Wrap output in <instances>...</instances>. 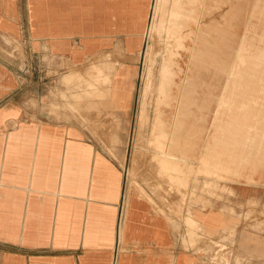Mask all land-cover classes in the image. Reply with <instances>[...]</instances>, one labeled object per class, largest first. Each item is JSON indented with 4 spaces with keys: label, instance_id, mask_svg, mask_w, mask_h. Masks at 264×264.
Segmentation results:
<instances>
[{
    "label": "crops",
    "instance_id": "crops-1",
    "mask_svg": "<svg viewBox=\"0 0 264 264\" xmlns=\"http://www.w3.org/2000/svg\"><path fill=\"white\" fill-rule=\"evenodd\" d=\"M160 1L159 10L164 0ZM197 2L199 14L204 9L209 15L215 0ZM152 4L153 0H0V264H218L215 242L236 226L242 213L264 208V173L253 182L234 184V195L226 202L195 205L185 215L171 211L151 189L145 188L146 195L130 185L116 252L125 171L103 146H122L134 124ZM191 25L188 34L180 32L178 38L186 67L177 55L176 67L169 68V83L161 85V93L156 88L157 97L164 92L165 105L176 108L168 118L172 127H180L179 121L196 122L194 115H183L187 105L192 110L211 103L196 92L208 86L205 75L214 73L207 63L214 57L207 26L215 22L197 19ZM246 33L235 30V44L227 41L234 50L226 52V57H233L226 62L223 93L256 87L238 85L246 74L256 81L254 69L235 64ZM219 36H214L217 43ZM7 37L13 40L10 46ZM6 49H13V55ZM199 65L200 76L195 74ZM91 66L109 74L96 90L102 97L92 99L91 105L76 102L62 84L66 98L50 93L57 81L47 73L50 69L64 71L63 77ZM76 92L80 91L72 90ZM220 101L217 98L210 123ZM173 136L166 133L168 140ZM150 176L156 178L152 168ZM255 218L256 224L263 221ZM240 227V264H249L247 259L264 264V231ZM228 259L234 264L233 254Z\"/></svg>",
    "mask_w": 264,
    "mask_h": 264
},
{
    "label": "rangeland",
    "instance_id": "rangeland-1",
    "mask_svg": "<svg viewBox=\"0 0 264 264\" xmlns=\"http://www.w3.org/2000/svg\"><path fill=\"white\" fill-rule=\"evenodd\" d=\"M155 1L141 52L134 124L122 146L104 145L103 148L118 159L124 171L128 170L131 187L145 194V188L151 189L171 211L185 215V211L190 213L195 205L207 207L214 200L226 202L234 195V184L253 182L254 176L264 173V86L261 87L264 83V0H215L210 16L206 15L204 9L199 14L197 0H164L159 12H156ZM211 18L215 26H207V35L212 41L210 45L214 57L207 63L214 73L205 75L208 86L196 92L198 97L208 98L211 103L209 106H196L192 110L189 108L191 105H187L183 115H194L196 122L190 124L179 121L180 127H172L168 118L175 113L176 108L165 104L160 107V99L157 101L154 94L153 101L149 98V103H144V91L149 92L148 85L153 81L160 91L165 73L177 65V55L183 67H186L187 56L183 54L182 43L178 41L180 32L188 34L192 28L191 22L198 19L200 23H206ZM238 19L240 22L236 25ZM244 21H249V25L245 26ZM235 30L240 35L244 30L247 32L236 53L238 58L235 64L243 68L247 64V67L254 69L255 75L252 77L256 78L254 81L247 74L243 75L238 85L255 84L256 87L226 90L223 93L226 62L230 61V56L233 57H226V52L234 50L229 44H235ZM216 33L220 34L219 40L224 41L222 46L220 41L217 43L215 40ZM6 40L8 46L13 44V40L8 37ZM188 42L190 39H187ZM5 51L7 55H13V49ZM63 72L58 68L47 72L57 79L49 88L54 98L67 97L59 87L61 84L71 91L70 96L76 102L91 105L92 99L102 97L96 90L109 75L102 67L91 66L83 72L70 71L62 77ZM233 75L231 73V78ZM72 90L80 92L72 93ZM217 98L222 101L217 103L218 112L212 124L210 122ZM103 105L106 106L105 101ZM157 115L163 121L158 120ZM170 131L174 134L172 140L166 137ZM238 135H247L249 138L237 140L234 137ZM151 168L156 178L150 176ZM250 205L249 208H252L255 203ZM239 217L236 226L225 231L214 244V259L218 264H230V253L234 255V264L241 263L238 240L241 225L242 229L247 226L248 229L264 231V208L257 213L248 209ZM255 217L263 221L256 224ZM191 227L192 230L196 228L194 225ZM247 263L250 264L249 259Z\"/></svg>",
    "mask_w": 264,
    "mask_h": 264
},
{
    "label": "bare ground",
    "instance_id": "bare-ground-1",
    "mask_svg": "<svg viewBox=\"0 0 264 264\" xmlns=\"http://www.w3.org/2000/svg\"><path fill=\"white\" fill-rule=\"evenodd\" d=\"M156 2V12H159V4H160V0H156L155 1ZM155 4V3H154ZM155 6V5H154ZM253 8V7H252ZM155 10V9H154ZM258 18V17H257ZM213 19V18H212ZM248 23H249V21H248ZM264 25V24H263ZM206 26V25H205ZM152 27V26H151ZM149 31V30H148ZM148 35V34H147ZM261 37H263L262 35H261ZM260 37V38H261ZM146 49V48H145ZM264 52V51H263ZM238 53V52H237ZM262 55V54H261ZM260 56V55H259ZM203 57V56H202ZM201 57V58H202ZM203 65V64H202ZM202 65H199L198 66V68L196 69L197 70V72H195V74L197 75H201L202 74V72H201V69L203 68V66ZM247 67V66H246ZM237 68V67H236ZM249 70V69H248ZM153 71V70H152ZM172 71H170L169 69L167 70V72L165 73V78H164V82H163V87H165L166 86V84H168L169 83V81H170V79H171V77H172ZM231 73V72H230ZM229 73V74H230ZM248 73V72H247ZM228 74V75H229ZM236 74V73H235ZM147 75H148V73H147ZM240 75V74H239ZM228 78V77H227ZM240 78V77H239ZM153 79V78H152ZM156 79H157V77H156ZM153 81V80H152ZM154 82V81H153ZM153 82H151L150 83V85H148V89H149V92L147 91V90H145L144 91V103L145 102H147V103H149L148 102V99L149 98H151L152 99V101H153V96H152V94H154V95H156L155 94V91L157 90L156 89V84L154 85L153 84ZM156 82H157V80H156ZM227 82V81H226ZM237 84V83H236ZM233 85V84H232ZM262 86V85H261ZM234 87V86H233ZM236 87V86H235ZM233 90V89H232ZM159 92V91H158ZM161 92V91H160ZM159 92V93H160ZM156 96H158V94L156 95ZM161 99H160V102H158V104L159 103H162V104H165L166 103V101H167V98H168V95H166L164 92H162V95L161 96H159ZM143 98V97H142ZM157 98V101H158V97H156ZM220 99V98H219ZM156 101V100H155ZM163 101V102H162ZM219 104V103H218ZM142 106H143V104H142ZM145 109L146 108H144V111H145ZM146 112V111H145ZM145 112H143V113H145ZM215 114V113H214ZM148 117V116H147ZM157 119L158 120H160V117H159V115H157ZM144 121V120H143ZM148 121V120H147ZM213 124V123H212Z\"/></svg>",
    "mask_w": 264,
    "mask_h": 264
},
{
    "label": "built area",
    "instance_id": "built-area-1",
    "mask_svg": "<svg viewBox=\"0 0 264 264\" xmlns=\"http://www.w3.org/2000/svg\"><path fill=\"white\" fill-rule=\"evenodd\" d=\"M129 198H130V183H129V176H128V170L125 171V180H124V185L119 201V212H118V221H117V241H116V252L119 249V231L120 228L123 224L124 216L128 207L129 203Z\"/></svg>",
    "mask_w": 264,
    "mask_h": 264
}]
</instances>
